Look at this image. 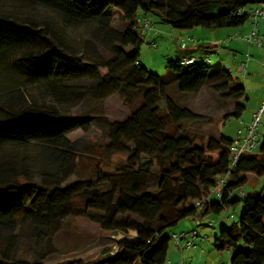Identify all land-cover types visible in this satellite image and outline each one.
<instances>
[{"label": "trees", "instance_id": "16d2710c", "mask_svg": "<svg viewBox=\"0 0 264 264\" xmlns=\"http://www.w3.org/2000/svg\"><path fill=\"white\" fill-rule=\"evenodd\" d=\"M10 1L47 8L69 24H89L92 31L78 52L47 20L0 5V73L15 72L23 84L44 86L50 96L37 100L20 91L0 96V149L41 148L37 157L0 156V264H45L42 254L32 260L18 251L20 240L48 243L71 216L125 235L101 260L61 264H163L181 221L201 220L238 205V223L221 229L215 248L230 250L229 264H264V191L245 197L238 193L248 173L264 175V134L258 150L242 154L230 168L233 138L193 134L184 122L200 116L166 94L171 86L197 93L210 85L239 100L246 95L244 85L221 61L211 64L195 56L199 45L181 48L179 57L168 59L163 74L140 60L143 18L178 30L238 28L250 19L239 9L264 0ZM117 13L125 23L122 29L112 26ZM184 58L195 60L182 63ZM115 93L128 104L142 98L124 120L73 114L55 102H102ZM244 109L238 102L225 121L240 117ZM95 124H104L108 143L88 176L64 185L78 172L82 155L67 133L76 128L88 132ZM228 172L221 195H213L218 179ZM130 231L134 234L128 235Z\"/></svg>", "mask_w": 264, "mask_h": 264}, {"label": "rangeland", "instance_id": "374dc122", "mask_svg": "<svg viewBox=\"0 0 264 264\" xmlns=\"http://www.w3.org/2000/svg\"><path fill=\"white\" fill-rule=\"evenodd\" d=\"M0 5L47 20L59 30L63 39L78 52L83 50V41L92 31L89 24H69L59 14L41 6H32L23 1L11 2L10 0H1ZM118 14L115 15L112 26L122 29L125 23ZM258 21L260 22L259 35L264 36V18H259ZM153 26L152 32H143L144 43L140 56V60L149 70L160 74L165 73L168 59L179 57L182 46L183 48L194 46L188 40L189 37H193L198 43L196 46H201L194 52L195 56L209 58L208 62L211 64L221 61L232 75L244 85L246 95L239 100L225 97L210 85L203 87L197 93H183L177 86H171L166 91V94L180 105L190 108L200 116L199 119L184 122L185 127L190 132L193 134L205 133L213 137L224 134L234 139L243 125L241 122H249L252 114L259 110L264 101V44L258 46L254 41L245 39L253 30L252 19L238 28L208 29L195 27L188 30H178L166 24H153ZM153 31L157 34L155 37ZM153 39L157 41L156 47L151 45ZM244 58L250 59L246 68L240 66ZM19 91L29 97L33 96L37 100L50 97L44 86L23 84L15 72L2 71L0 73L1 98L17 94ZM141 101L142 98L139 96L132 103H125L117 93L102 102L84 100L75 104L72 101L61 100L58 102L55 99L58 105L68 107L73 114H102L110 120L126 119L140 105ZM238 102L245 106L242 115L240 117L231 116L225 121L226 115L234 110ZM161 104L164 105L165 101L163 100ZM261 121L262 126L259 130L264 134V114ZM67 137L76 142L82 155L78 163V172L70 176L64 185L88 176L94 168L97 156L109 141L104 124H95L88 132L76 128L68 132ZM40 152L41 148L37 145H31L24 149L4 147L0 149V156L8 157L15 154L16 157H21L27 154L37 157ZM157 174V169H153V175L156 176ZM247 175L249 177L248 182L238 188V193H245L241 197H245L249 193H262L264 191V175L257 176L253 173ZM150 189H154V182L151 183ZM241 207L242 205H238L235 209L229 207L218 215L201 220L189 218L180 222L177 230L189 231L195 228L200 233V236L195 240L198 248L187 251L195 256L194 264L230 263V250L218 251L214 241L224 226H232L234 223H238ZM133 234L132 231L128 232V235ZM123 235L125 234L121 231L114 232L103 229L97 222L87 217L71 216L61 223L59 230L50 242L41 244L36 239L23 237L20 240L18 251H23L32 260L42 254L45 264H61L64 261L79 259L98 261L104 258L103 252L107 248L112 247V252L116 250L114 242ZM173 248V244H171V249Z\"/></svg>", "mask_w": 264, "mask_h": 264}, {"label": "built area", "instance_id": "2783aa9c", "mask_svg": "<svg viewBox=\"0 0 264 264\" xmlns=\"http://www.w3.org/2000/svg\"><path fill=\"white\" fill-rule=\"evenodd\" d=\"M242 12H248L249 18L252 19V26L253 30L251 31L250 35L245 37L249 41H254L258 46H263L264 44V36L259 35V26L260 22L258 21L259 18H264V2L254 5L252 7H243L239 9L237 12L238 14ZM140 27L143 31H152L154 29L153 25L147 18H143L141 21ZM257 28V30H256ZM194 46L198 43L193 37L188 38ZM152 46H156V41L152 40ZM183 48V46H182ZM195 59L194 58H184L182 63H191ZM207 61L209 58L206 59ZM249 58H244L241 61V67L246 68L248 67ZM264 68V65H263ZM264 114V101L262 106L259 110L252 114L251 119L249 122L242 121V127L238 130L237 136L233 139L230 147V168L236 164L238 158L244 153H253L256 152L259 148L261 143L262 133L260 132V126H262L261 118ZM229 177V172L225 175L221 176L215 188L212 190V194L216 196L221 195V189L224 185H226V180ZM200 236V233L194 228L190 229L189 231H176L172 233V241L174 244L181 250H189L191 248L196 247L195 240L197 237ZM204 240V238H203ZM163 264H181V262L172 263L170 260H167Z\"/></svg>", "mask_w": 264, "mask_h": 264}, {"label": "crops", "instance_id": "0c3cea01", "mask_svg": "<svg viewBox=\"0 0 264 264\" xmlns=\"http://www.w3.org/2000/svg\"><path fill=\"white\" fill-rule=\"evenodd\" d=\"M194 47L195 46H191L188 48L185 47L186 48L185 50L194 49ZM177 231H186V230L178 229ZM172 244L174 248L173 249L170 248L168 260H170L172 263L181 262V264H194L195 256L192 254H189L187 251L196 250L198 247H194L190 250H181L174 244L173 241H172Z\"/></svg>", "mask_w": 264, "mask_h": 264}]
</instances>
